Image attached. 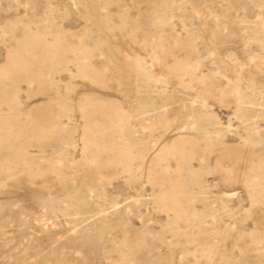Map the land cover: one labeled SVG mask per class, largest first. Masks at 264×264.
I'll return each instance as SVG.
<instances>
[{"label":"rangeland","instance_id":"obj_1","mask_svg":"<svg viewBox=\"0 0 264 264\" xmlns=\"http://www.w3.org/2000/svg\"><path fill=\"white\" fill-rule=\"evenodd\" d=\"M0 264H264V0H0Z\"/></svg>","mask_w":264,"mask_h":264},{"label":"bare ground","instance_id":"obj_2","mask_svg":"<svg viewBox=\"0 0 264 264\" xmlns=\"http://www.w3.org/2000/svg\"><path fill=\"white\" fill-rule=\"evenodd\" d=\"M88 214V213H87Z\"/></svg>","mask_w":264,"mask_h":264}]
</instances>
